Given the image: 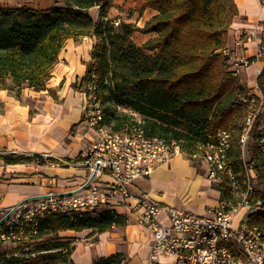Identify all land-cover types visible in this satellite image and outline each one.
<instances>
[{"label":"trees","instance_id":"trees-1","mask_svg":"<svg viewBox=\"0 0 264 264\" xmlns=\"http://www.w3.org/2000/svg\"><path fill=\"white\" fill-rule=\"evenodd\" d=\"M144 1L157 14L142 28L122 22L115 26L106 19L112 0H61L62 6L46 10L0 6V87L47 90L67 40L94 38L86 75L75 88L100 104L101 124L112 132L141 126L150 137L175 141L189 157L218 129L237 132L238 137L245 115L242 100L249 91L225 54L229 29L238 16L235 0ZM95 6H100L99 21L89 14ZM137 32L156 36L140 45L134 39ZM254 159L258 193L264 199V155ZM37 160L41 165L53 161L0 149V165ZM78 160L80 156L73 161ZM253 221L264 226V216ZM126 224L125 216L112 211L98 217L45 214L37 234L12 244L16 249L11 252L0 247V264H74L73 240L60 233L90 229L101 234ZM125 260L116 254L93 264Z\"/></svg>","mask_w":264,"mask_h":264},{"label":"built area","instance_id":"built-area-1","mask_svg":"<svg viewBox=\"0 0 264 264\" xmlns=\"http://www.w3.org/2000/svg\"><path fill=\"white\" fill-rule=\"evenodd\" d=\"M119 26V21L113 22ZM259 39L253 58L245 51L233 55L225 51L237 76L252 64L259 65L253 84L242 100L245 114L252 115L251 123H243V140L239 162L245 168L248 190L237 192L233 171L226 165L228 137L232 131L221 128L207 136L197 146L205 168V176L219 199L206 212L198 214L182 207L156 201L149 193L136 195L132 189L136 182L149 179L160 167L169 164L176 156L169 143L150 137L141 128H131L117 136L103 135L98 128L91 95L86 98L84 123L95 134L90 145L80 154V160L58 159V166L76 165L86 170L84 183L72 192H50L27 199L18 205L0 210V244H18L27 234H37L39 219L45 214L82 216L112 211L134 221L151 235L146 264H226L232 256V244H240L242 257L239 264H264V226L251 220V213H261L259 180L256 163L250 161L251 150L264 155V32ZM252 33L246 32L237 39L243 47ZM244 50V49H243ZM261 78V81L259 79ZM135 117H138L135 114ZM140 120V119H138ZM82 156V157H81ZM191 158V157H189ZM110 180L106 181L105 178ZM231 198H238V205H231ZM126 213H125V212ZM207 225H216L225 232L224 240H217L215 233L207 232ZM170 257L166 263L163 258ZM122 264H128L123 262Z\"/></svg>","mask_w":264,"mask_h":264},{"label":"crops","instance_id":"crops-1","mask_svg":"<svg viewBox=\"0 0 264 264\" xmlns=\"http://www.w3.org/2000/svg\"><path fill=\"white\" fill-rule=\"evenodd\" d=\"M42 1L44 10L63 5L61 0ZM235 3L238 16L230 27L227 46L234 55L245 51L248 57L253 58L264 32V0H235ZM100 11V6H95L89 14L99 21ZM156 14L144 0H112L106 19L142 28ZM246 32L253 36L250 40L243 38L244 48L237 46V39ZM155 36L154 33L137 32L134 38L141 37V42L136 41L142 45ZM94 43L95 39L88 37L79 42L67 40L45 91H34L28 87L14 91L0 87L1 150L74 162L90 145L95 134L84 123L87 100L75 88V83L86 75ZM258 67L257 63L252 64L244 74L253 71L255 75ZM53 161L47 160L45 165L38 160L28 164L0 165V210L50 192H72L84 183L85 169L76 165L61 167ZM132 191L136 195L149 193L156 201L190 211L193 210L188 206H198L193 211L198 214L205 213L220 197L208 179L182 155L158 168L149 179L136 182ZM60 235L73 240L71 259L74 264H93L96 259L116 254L123 255L127 259L124 262L128 264H146L152 240L142 226L131 220L101 234H93L88 229L79 232L69 230Z\"/></svg>","mask_w":264,"mask_h":264},{"label":"bare ground","instance_id":"bare-ground-1","mask_svg":"<svg viewBox=\"0 0 264 264\" xmlns=\"http://www.w3.org/2000/svg\"><path fill=\"white\" fill-rule=\"evenodd\" d=\"M91 100H94V97L92 95H91ZM94 114H96L98 128L102 130L103 135L117 136V134H121V133L112 132L109 128L101 124V122L103 121V113L99 103H97V106H94ZM132 115L135 116V113H132ZM251 122H252V115L245 114L243 123H251ZM132 128H141V126H134ZM156 139H158L162 143H169L166 140L158 137H156ZM242 140H243V132H240L237 140L234 139V134L232 132V134L229 135L228 137V143H227L226 165L229 166L230 171H233L237 192H244V190H248V181L245 179V168L243 163L239 162V157H241ZM236 146L238 148H236ZM169 149H171L173 152L184 153L181 150V147L175 141L169 143ZM234 149L237 152H235ZM256 155H260L259 150H251L250 161H252L253 163H256L254 159ZM191 158H201V151H197V153L194 154L193 157ZM237 161L239 162V166L236 165ZM231 205H238V198H231ZM261 206L264 207V199L262 197H261ZM100 214L101 213H97V217ZM258 216H261V213H251V220L253 221V218ZM207 232L215 233V235H217V240L225 239V232H222V228H216V225H207ZM239 257H242V250H240V244H232V256H230V261H226V264H239Z\"/></svg>","mask_w":264,"mask_h":264},{"label":"rangeland","instance_id":"rangeland-1","mask_svg":"<svg viewBox=\"0 0 264 264\" xmlns=\"http://www.w3.org/2000/svg\"><path fill=\"white\" fill-rule=\"evenodd\" d=\"M41 0H0V6H3V7H9V8H16V7H27L29 9H33V10H43L41 7V3H40ZM46 2V0H43L42 3ZM230 30V29H229ZM240 37V36H239ZM135 39V38H134ZM136 40H138V42H141L142 39L141 37L138 38L136 37ZM135 40V41H136ZM137 42V41H136ZM228 48V46H227ZM230 49V48H228ZM235 52V51H234ZM234 55V53H233ZM236 56V55H235ZM231 69H233V66L231 67ZM241 71H244V70H241ZM245 72H241V74L238 76V78L240 79L241 83H243L244 85H249L252 83V80H253V71H247L246 74H244ZM234 134V133H233ZM236 135H238V133L236 132L235 133ZM234 135V139L237 140V136ZM83 152V151H82ZM81 152V153H82ZM80 156V155H79ZM82 157V156H81ZM184 158H187V160L189 161V163L191 165H193L194 167H196V169L202 173V175L205 176V168H204V165L202 163V161L200 159H195V158H189L187 156L184 155ZM206 177V176H205ZM174 180L176 179L175 177H173ZM172 178V179H173ZM106 181H109L110 178L109 177H106L105 178ZM174 182V181H173ZM166 183V182H164ZM168 186V185H167ZM212 192V191H211ZM179 193V191H178ZM215 193V192H213ZM177 195V194H176ZM212 195H215V194H212ZM202 197V196H201ZM176 200H178V196H176ZM178 205V204H177ZM189 209L193 210V211H196L198 209V206H188ZM0 247L2 250L4 251H13L15 250L16 246L15 245H12V244H0ZM167 259V260H166ZM166 263H170L171 262V258L170 257H165V259H163Z\"/></svg>","mask_w":264,"mask_h":264}]
</instances>
